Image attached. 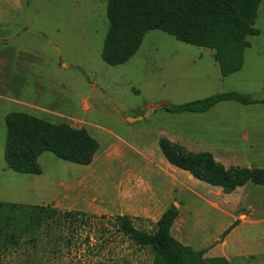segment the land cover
I'll list each match as a JSON object with an SVG mask.
<instances>
[{"label":"rangeland","instance_id":"obj_1","mask_svg":"<svg viewBox=\"0 0 264 264\" xmlns=\"http://www.w3.org/2000/svg\"><path fill=\"white\" fill-rule=\"evenodd\" d=\"M108 1L0 0V202L91 219L44 230L35 244L0 248V264H152L151 251L123 237L115 219L128 216L151 233L171 206L179 211L173 237L206 251L205 259L264 264V188L225 194L172 167L159 147L166 138L212 153L226 169H264V104L222 102L204 114L164 109L226 93L264 101V0L259 35L248 38L241 71L227 78L212 50L162 31H149L126 64H106ZM10 113L86 129L99 144L93 164L45 153L41 176L12 172L4 158Z\"/></svg>","mask_w":264,"mask_h":264},{"label":"trees","instance_id":"obj_2","mask_svg":"<svg viewBox=\"0 0 264 264\" xmlns=\"http://www.w3.org/2000/svg\"><path fill=\"white\" fill-rule=\"evenodd\" d=\"M262 0H109V30L102 59L110 66L126 64L139 51L149 31H162L177 41L214 51L221 76L230 77L241 71L245 51L251 47L249 37L259 35L254 28ZM242 105L264 104L238 93H226L190 102L178 107H165L172 114H204L222 102ZM4 158L9 170L20 175L41 176L40 157L51 153L61 161L89 167L99 151L98 142L86 129L67 124H52L26 113H10ZM160 150L174 168L193 176L201 183L220 188L225 194L251 184L264 188V169H226L212 153H192L166 138L159 141ZM264 204V200H263ZM90 225L83 213L60 212L44 206H27L0 202V248L3 252L18 248L23 240L36 243L38 233L57 228H71L78 222ZM179 216L171 206L151 232L138 230L133 219L118 216L114 226L137 248L148 249L152 264H231L224 257L205 259L206 251H195L172 235ZM233 225L223 237L227 236Z\"/></svg>","mask_w":264,"mask_h":264},{"label":"crops","instance_id":"obj_3","mask_svg":"<svg viewBox=\"0 0 264 264\" xmlns=\"http://www.w3.org/2000/svg\"><path fill=\"white\" fill-rule=\"evenodd\" d=\"M213 53H214V51H213ZM213 58H214V54H213ZM5 100H7L9 103L10 102H13L14 100H12V99H10V98H6V97H3V102L5 101ZM254 101H257V100H254ZM3 105H5L4 103H3ZM6 117H7V115H6ZM6 117H5V120H6ZM227 259V258H226ZM228 260V259H227ZM229 261V260H228ZM230 262V261H229ZM231 263V262H230ZM232 264V263H231Z\"/></svg>","mask_w":264,"mask_h":264},{"label":"water","instance_id":"obj_4","mask_svg":"<svg viewBox=\"0 0 264 264\" xmlns=\"http://www.w3.org/2000/svg\"><path fill=\"white\" fill-rule=\"evenodd\" d=\"M190 178H193V176H190Z\"/></svg>","mask_w":264,"mask_h":264}]
</instances>
